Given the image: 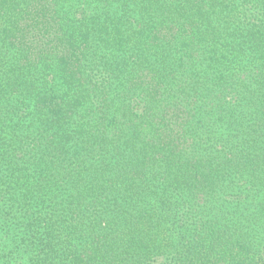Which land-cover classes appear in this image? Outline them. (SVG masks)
<instances>
[{"label": "trees", "instance_id": "obj_1", "mask_svg": "<svg viewBox=\"0 0 264 264\" xmlns=\"http://www.w3.org/2000/svg\"><path fill=\"white\" fill-rule=\"evenodd\" d=\"M0 264H264V0H0Z\"/></svg>", "mask_w": 264, "mask_h": 264}]
</instances>
